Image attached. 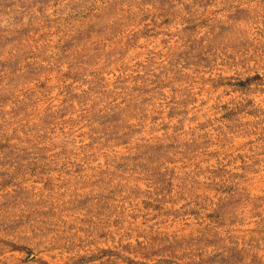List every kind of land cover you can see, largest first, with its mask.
<instances>
[{"label": "rangeland", "instance_id": "rangeland-1", "mask_svg": "<svg viewBox=\"0 0 264 264\" xmlns=\"http://www.w3.org/2000/svg\"><path fill=\"white\" fill-rule=\"evenodd\" d=\"M0 264H264V0H0Z\"/></svg>", "mask_w": 264, "mask_h": 264}]
</instances>
